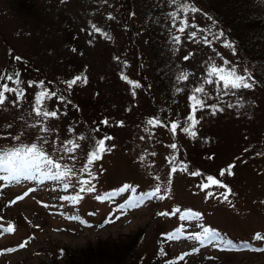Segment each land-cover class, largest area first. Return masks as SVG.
<instances>
[{"label": "rangeland", "instance_id": "1", "mask_svg": "<svg viewBox=\"0 0 264 264\" xmlns=\"http://www.w3.org/2000/svg\"><path fill=\"white\" fill-rule=\"evenodd\" d=\"M235 1L264 14V0ZM186 2L200 11L181 13L174 27L179 0H0V85L16 90L0 104V152L35 144L59 165L16 181L0 170V264L63 263L93 243L126 245L138 231L148 264L157 252L165 264H264V238L256 239L264 237V27L252 19L230 26L217 0ZM213 65L235 67L253 87L209 83ZM103 137L112 138L108 150L90 163ZM188 160L220 184L193 174ZM186 213L199 217L181 219ZM205 228L217 238H190Z\"/></svg>", "mask_w": 264, "mask_h": 264}, {"label": "snow or ice", "instance_id": "2", "mask_svg": "<svg viewBox=\"0 0 264 264\" xmlns=\"http://www.w3.org/2000/svg\"><path fill=\"white\" fill-rule=\"evenodd\" d=\"M173 2L175 3L176 0H173ZM180 2V7L177 11V13L172 14L173 15V26L176 27V17L178 15H181V13H194L197 11H200L199 9L195 8V7H191L190 4L188 2H186V0H179ZM189 26V21L186 17L181 16L180 19V25L177 28V30L179 32H183L185 31V28ZM93 28L95 31L100 32L101 30L99 28H97L95 25H93ZM104 35H108L107 33H104ZM190 36L195 39L197 36V32L193 31L190 33ZM224 36V32L221 31L219 32V34L216 36V39H219L220 37ZM177 42H179V37H176ZM205 42L206 43H210V41H208L207 37H205ZM226 45L228 47H232L231 43L226 42ZM188 57H185V59H187ZM17 60L21 59L20 57H16ZM209 76H216L217 80L216 81H212L209 80V83H217V84H223V87L225 89H239V88H251L253 87V83H249L248 80L251 79L250 76H245V75H240L237 73V70L235 67H228L225 68L223 66H216L213 65L210 67L209 72H208ZM125 79H127V77H124ZM0 79H4V77H0ZM8 80H12L13 77L11 75L7 76ZM81 77L77 76L75 78H73L70 81H67L68 87L71 88L72 85H74L78 80H80ZM179 79H187V76H181L179 77ZM8 91H16L14 89H10L8 88V86L6 84L0 85V104H3L5 102V95L4 93ZM196 92H202L203 89L202 88H197L195 90ZM17 100H19L20 97L23 96V92L22 91H17ZM45 95H47L46 92H41L38 93L36 95V102H37V106L40 104L41 102V98L44 97ZM52 96H55L56 93L52 92L51 93ZM190 99H195V96L190 97ZM196 104L203 107V102L199 99H196ZM37 114H39V107H37L36 109ZM43 115L45 116H50V117H55L57 115V113L55 111H48L43 113ZM189 120L193 119V116H189L188 117ZM102 123L107 124L108 121L105 120ZM122 123V122H121ZM149 124H153L154 120L150 119L148 121ZM173 131L176 129L177 125L176 123H173L171 125ZM185 132H188L189 129L188 128H184L183 129ZM194 135V133H193ZM111 137H103L101 139L95 140L94 144H93V148H92V152L89 155L88 159L89 162H93L95 159L100 158V154L107 151L108 149L105 148V140H111ZM172 148H176L175 144L171 145ZM41 165H43L44 167H48L51 166L52 168H57L59 167V165L54 164V162L51 159H48L47 157H45L44 153L39 151L36 147L35 144H33L31 147H22V148H18V149H9L8 151H3L0 152V170L6 171L8 173V178L11 179L12 181H16L19 180L21 177H25V178H29L32 176L33 173H39L41 170ZM173 171H175V169H173ZM196 174V173H193ZM65 175V173H59L58 175H52L51 178L52 179H57L59 176H63ZM220 175H224V171L222 170ZM209 181L212 182V184L214 185H219L220 181L219 180H215L213 179L212 176H208L207 178ZM85 183H87V181H85ZM68 185H65V187H67ZM130 185H124L123 188L120 189V191H126L128 188H130ZM203 187H208V185H203ZM83 190V189H82ZM94 187H89L87 189V191L92 192L94 191ZM161 191L160 186L158 185L155 189L154 192H150V193H144L143 195L148 196V197H153L155 196L157 193H159ZM25 195H27V193H25ZM209 195H211V193H209ZM98 199H101L102 197H97ZM19 199V197H18ZM143 199V196L141 197V200ZM224 199L227 200L228 197L226 194H224ZM135 203V201L133 202ZM174 211H179V209H176ZM161 215H166V213H161ZM195 216L196 218L199 217V214H191V213H186L181 215V219H189L192 216ZM2 227V226H0ZM3 231H11V228H7V229H3ZM203 239H207L209 242L215 240L217 238V234L215 231L213 230H209L207 228L203 229V233H196L193 234L190 238L200 241L201 243H203L202 237ZM177 234L176 233H169L167 234V239L168 240H176ZM264 238L262 237L260 234H257L256 239H261ZM25 244H20V247H24ZM4 251H14V249H4ZM193 251H198V249H193ZM182 258V257H181Z\"/></svg>", "mask_w": 264, "mask_h": 264}, {"label": "trees", "instance_id": "3", "mask_svg": "<svg viewBox=\"0 0 264 264\" xmlns=\"http://www.w3.org/2000/svg\"><path fill=\"white\" fill-rule=\"evenodd\" d=\"M216 2L218 5H220L224 12L225 21L227 24L233 27V23L238 20H245V19H252L255 22V26L263 28L264 27V14L260 11H257L255 13H249L248 10L244 8L242 5H239V2H236L235 0H217ZM212 3H215V0H212ZM206 10H204V13ZM222 16V14L220 15ZM217 19V18H215ZM219 22V20L217 19ZM235 28V27H234ZM252 33L250 31H242V35L244 37V41H249V36ZM261 36H258L256 38L260 39ZM171 63L170 60L162 59L161 63L158 65V67L161 69L162 73L165 75L168 73L167 71V65ZM159 76L160 79H165L164 76L162 78ZM257 78V77H256ZM258 84L263 87L264 89V79L257 80ZM169 128V131L173 133V129L170 124L166 125ZM93 144V143H92ZM91 144V145H92ZM93 146V145H92ZM91 147V146H90ZM93 148V147H92ZM92 152V149L90 150ZM190 164L192 165L194 169V173L198 174H204V182L205 183H212L207 178L208 176H212L213 179L218 180L217 177L213 176L211 173H206L204 169H201L199 166H197L192 161L188 160ZM140 230V229H139ZM142 231L135 232L134 234H128L124 238V243L126 245L122 246H115L118 241L111 240L109 243L105 242V245L107 247H112L110 251H105L103 248H98L95 244L88 245L80 255H72L69 260L66 259V256L62 258L64 259L63 263L59 262V259L53 258L51 261H41V264H148L147 262H144V256L145 253L140 251L138 249V243L141 238ZM120 242V241H119ZM251 244V242H248ZM94 246V248H92ZM128 246L127 251L124 252V248ZM62 250V248H61ZM64 250L62 251L63 254ZM61 254V255H62ZM60 255V256H61ZM127 256V258H126ZM163 254L162 252H157L154 258L150 261L149 264H165L162 258Z\"/></svg>", "mask_w": 264, "mask_h": 264}]
</instances>
